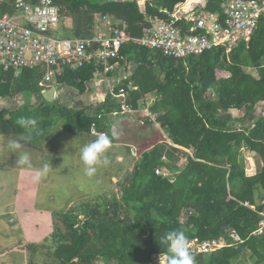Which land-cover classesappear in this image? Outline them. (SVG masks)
I'll list each match as a JSON object with an SVG mask.
<instances>
[{"label":"trees","instance_id":"1","mask_svg":"<svg viewBox=\"0 0 264 264\" xmlns=\"http://www.w3.org/2000/svg\"><path fill=\"white\" fill-rule=\"evenodd\" d=\"M14 1L0 0V17L11 13ZM52 1L61 14L57 35L84 38L105 15L112 25H124L129 36L139 37L153 21L181 25L186 11H218L227 0ZM116 59L120 65L131 63L133 69L114 91L122 88L135 109L147 95L155 94L149 106L153 119L121 114L119 99L109 90L90 107L47 101L39 86L44 66L23 69L18 75L0 66V98L22 99L0 109V135L19 138L39 151L71 131L79 137H97L90 132L94 126L99 132L115 133L113 144H132L139 155L116 192L58 211L52 233L42 243L29 245L31 255L48 259V264H166L167 249L160 239L181 230L196 242L226 241L209 253L191 252L196 264H264V13L248 44L241 42L229 52L218 46L176 59L128 42ZM101 70L93 64L65 68L55 83L80 95ZM217 70L227 75L218 77ZM112 113L120 119L118 124L113 125ZM22 117L37 119L36 129L21 127ZM235 121L238 128L232 127ZM130 122L135 123L134 130ZM183 149L192 150V155ZM244 150L260 159L253 175L246 174ZM183 154L186 163L179 166ZM156 169L172 175H160Z\"/></svg>","mask_w":264,"mask_h":264},{"label":"built area","instance_id":"2","mask_svg":"<svg viewBox=\"0 0 264 264\" xmlns=\"http://www.w3.org/2000/svg\"><path fill=\"white\" fill-rule=\"evenodd\" d=\"M263 13L264 0H227L221 3L218 11H186L181 16V25L153 21L151 26L143 28L139 37L129 36L124 25H112L105 15L98 19L91 36L67 38L57 35L61 14L52 0H15L11 13L0 17V66L4 70L13 69L15 75L26 68L44 66L39 86L44 88L43 92L54 88L52 97L57 99L55 79L65 68L75 70L93 64L101 67V74L105 75L117 68L118 52L128 42L176 59L199 55L218 46L229 52L241 42L248 44ZM129 86L135 88L131 82ZM108 90L119 99L121 114L141 111L152 115L151 103L146 102L148 95L142 100V106L135 109L126 102L122 88L115 92L111 86ZM90 132L94 136L105 134L94 126ZM131 153L135 155L132 149ZM159 171L156 169V173ZM230 237L239 241L236 233H231ZM225 245L222 238L202 242L189 240L190 251L197 253H209Z\"/></svg>","mask_w":264,"mask_h":264},{"label":"rangeland","instance_id":"3","mask_svg":"<svg viewBox=\"0 0 264 264\" xmlns=\"http://www.w3.org/2000/svg\"><path fill=\"white\" fill-rule=\"evenodd\" d=\"M65 24L70 26L71 20L65 19ZM216 75L222 77L227 74L217 70ZM106 79V75L96 74L93 81L88 82V89L84 94L76 97L73 90L66 87H63V90L60 88L59 96L62 98V103L71 106L84 105L85 102L96 104L104 98L107 89L114 86L107 87ZM147 98L146 102L153 103L157 97L150 93ZM21 101V98H0V109L11 108ZM231 112L236 116L234 110ZM136 113L154 118V115L148 116L141 111ZM115 115L116 113H112V119L110 118L113 125L120 121ZM121 123L122 127L126 125L124 121ZM232 125L238 128L240 123L235 121ZM130 126L133 130L136 127L133 122H130ZM156 127L161 130L158 124ZM132 134L133 132H127L129 137H132ZM164 136L171 144L167 136L165 134ZM60 137L61 134L56 137V141H53L52 148L36 151L34 147L23 144L19 138L0 135V264H29V262L48 264V259L34 258L29 245L42 243L52 233L53 225L58 220L56 213L75 207L76 203L83 202L88 197L107 196L110 190L116 192L119 188L118 182L132 170L139 158L132 144L119 142L109 149V164L98 168L95 177L89 178L84 174L83 165L79 159V151L87 143L85 137H79L73 131ZM72 137H76L79 142ZM12 140L18 141L22 146L21 149L11 150L9 141ZM131 149L136 156L131 153ZM183 151L192 155V150L183 149ZM22 152L29 154L30 166L18 164ZM242 155L246 174H255L261 165L259 157L245 150ZM178 163L179 166L186 163L184 154L180 156ZM45 164L50 165V171L37 180L36 177L40 175V169ZM158 174L169 176L171 172L162 169ZM26 185V190L21 191ZM82 217L80 214V218ZM242 264L249 263L246 261Z\"/></svg>","mask_w":264,"mask_h":264},{"label":"clouds","instance_id":"4","mask_svg":"<svg viewBox=\"0 0 264 264\" xmlns=\"http://www.w3.org/2000/svg\"><path fill=\"white\" fill-rule=\"evenodd\" d=\"M18 124L29 131L35 130L38 125V120L35 118L22 117ZM115 133L112 135L100 134L90 143H86L79 151V159L83 165L84 174L89 177H95L98 168L109 164L108 152L113 144ZM10 149L15 151L21 149V144L12 140L9 141ZM18 164H31L30 156L27 152H22ZM50 171V165L45 164L40 169V175L36 177L40 180ZM160 244L166 246L167 260L166 264H196L195 258L189 248V240L186 234L181 230H172L167 232L160 239Z\"/></svg>","mask_w":264,"mask_h":264},{"label":"crops","instance_id":"5","mask_svg":"<svg viewBox=\"0 0 264 264\" xmlns=\"http://www.w3.org/2000/svg\"><path fill=\"white\" fill-rule=\"evenodd\" d=\"M140 1H142V2H144V0H140ZM133 69V66L131 65V63H129L128 65H120V64H118V66H117V68L115 69V70H112V72H111V74L112 75H108V76H106V80L108 81V85H107V87L108 86H110V85H116L117 83H119L127 74H129V72H128V70L129 71H131ZM90 81H93V79L92 80H90ZM89 81V82H90ZM88 84V83H87ZM87 87H88V85H87ZM67 88V87H66ZM68 89V88H67ZM88 88H86V90H87ZM61 90H63L62 88H61ZM60 88H58V98L60 97L59 96V93H60ZM107 91H108V89H107ZM84 93H82L81 95H83ZM42 96H43V94H42ZM75 97L76 96H80L79 94H75L74 95ZM60 99V101H62V98L60 97L59 98ZM75 100V99H74ZM103 100V99H102ZM101 100V101H102ZM101 101H99V102H97V103H100ZM96 103V104H97ZM93 104L92 103H87V102H85V104L84 105H80V106H75V105H73V107H76V108H80V107H84V106H88V107H90V106H92ZM95 105V104H94ZM71 106V105H70ZM236 112V111H235ZM74 139V138H73ZM95 138H93V137H88V138H85V142H87V143H90L92 140H94ZM76 141H78V139H75ZM79 142V141H78ZM54 142H52L51 144H50V146H48V147H51V146H53L52 144H53ZM115 144H117V143H115ZM114 145V144H113ZM112 145V146H113ZM40 152H38V154H39ZM51 156L50 157H52V154H50ZM41 159H43V158H41ZM40 160V159H39ZM29 176V174L27 175V177ZM26 188H27V185L25 186V188L24 189H22L21 191H25L26 190ZM30 190V189H29ZM31 191V190H30Z\"/></svg>","mask_w":264,"mask_h":264},{"label":"water","instance_id":"6","mask_svg":"<svg viewBox=\"0 0 264 264\" xmlns=\"http://www.w3.org/2000/svg\"><path fill=\"white\" fill-rule=\"evenodd\" d=\"M53 93H54V88H51L48 91L43 92V97L47 101H53L54 100V103H58V99H53V97H52Z\"/></svg>","mask_w":264,"mask_h":264}]
</instances>
